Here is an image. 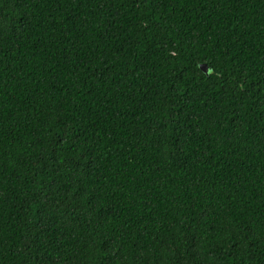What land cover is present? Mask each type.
Listing matches in <instances>:
<instances>
[{
  "label": "trees",
  "instance_id": "16d2710c",
  "mask_svg": "<svg viewBox=\"0 0 264 264\" xmlns=\"http://www.w3.org/2000/svg\"><path fill=\"white\" fill-rule=\"evenodd\" d=\"M0 264H264V0H0Z\"/></svg>",
  "mask_w": 264,
  "mask_h": 264
},
{
  "label": "water",
  "instance_id": "95a60500",
  "mask_svg": "<svg viewBox=\"0 0 264 264\" xmlns=\"http://www.w3.org/2000/svg\"><path fill=\"white\" fill-rule=\"evenodd\" d=\"M200 68L203 70V71H207V66L206 65H204V64H201L200 65Z\"/></svg>",
  "mask_w": 264,
  "mask_h": 264
}]
</instances>
